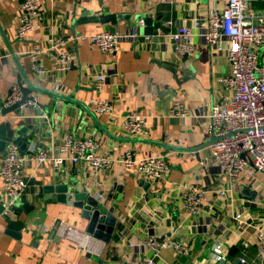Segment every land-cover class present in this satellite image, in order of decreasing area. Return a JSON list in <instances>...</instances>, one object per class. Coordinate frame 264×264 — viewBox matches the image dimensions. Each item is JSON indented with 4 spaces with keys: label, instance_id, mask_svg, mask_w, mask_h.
I'll return each instance as SVG.
<instances>
[{
    "label": "crops",
    "instance_id": "1",
    "mask_svg": "<svg viewBox=\"0 0 264 264\" xmlns=\"http://www.w3.org/2000/svg\"><path fill=\"white\" fill-rule=\"evenodd\" d=\"M21 1L0 0V112L8 108L2 105L3 98L14 85L23 95L27 90L26 98L36 100L35 107L0 113V125H9L14 132L26 130L27 144L20 150L57 154L62 136L69 133L97 140L113 160L126 151L138 157L164 156L169 173L143 187L136 172L116 163L94 171L82 165L53 168L48 162L28 160L20 204L6 215L0 213V264H134L138 258L152 256L143 243L148 237H170L188 249L182 255L164 248L156 264H241L242 257L244 264H264L255 238V228H264V174L254 172L251 178L242 174L230 181L215 165H200L211 139L207 120L196 116L205 115L208 105L231 93L220 81L230 72L225 53L212 51L201 35L209 11L220 9L226 0L158 4L156 0H39L30 17L31 31L18 40ZM250 6L261 10L264 0L252 1ZM102 16L113 18L114 24L92 20ZM195 19L201 23L197 28L192 27ZM166 21L173 22L170 31L180 25L191 27V55L176 53L166 37L144 38ZM103 30L137 37L121 39L112 54L101 53L79 38ZM53 38L63 44L50 49ZM255 51L263 65L264 47ZM61 52L72 65L56 72L54 59ZM33 62L42 74L31 69ZM99 74L104 81L97 92L93 83ZM95 99L107 100L112 112L96 115ZM174 102H180L188 115H170ZM131 111L146 117V134L123 135L122 119ZM60 186L65 190L56 191ZM189 188L203 193L196 214H189L185 206L183 195ZM220 190L225 193L220 195ZM77 193L115 218L109 241L95 238L101 245L97 254L80 252L56 232L59 223L85 231L87 221L80 218L74 199H69ZM237 214H241L239 221ZM11 223L18 227H10ZM217 244L222 246L223 261L214 259L212 249Z\"/></svg>",
    "mask_w": 264,
    "mask_h": 264
},
{
    "label": "built area",
    "instance_id": "2",
    "mask_svg": "<svg viewBox=\"0 0 264 264\" xmlns=\"http://www.w3.org/2000/svg\"><path fill=\"white\" fill-rule=\"evenodd\" d=\"M214 2L217 0H213ZM256 0H226L220 9L213 8L205 20V31L201 34L205 44L214 52L222 51L230 65V72L221 78L223 85L230 90V95L216 103L208 105L205 115H197L207 120L206 132L212 140L207 146V157L200 161L203 168L215 165L221 174L230 181H236L240 175L251 178L254 172L264 174V64L259 65L256 49L264 47V8L252 9L250 3ZM174 0H156L158 3H173ZM39 0H22L20 3L21 16L15 31L16 39L20 40L31 31L30 17L38 10ZM139 24H143L140 20ZM198 19L193 20L192 27L200 25ZM173 27L172 21H166L157 26L154 33L145 36L146 40L156 37H166L171 40L173 49L180 55H191L193 52L192 31L188 25ZM166 29H169L166 31ZM137 34L121 35L116 32L100 31L89 36H81L93 44L101 53L112 54L121 39L136 38ZM61 39L50 40V49L62 45ZM38 52L31 55L33 60ZM72 61L66 53H59L53 64V70L63 72L68 70ZM31 69L42 74V69L33 62ZM104 81L102 74L96 75L93 87L99 92ZM60 89L54 86V91ZM2 105L23 108L26 105L36 106L34 97L26 99L21 88L12 86L4 96ZM93 112L96 115L112 112L107 100L92 101ZM170 115L185 117L187 111L180 102H174ZM46 118L44 114L40 115ZM147 120L137 111H131L122 119V133L125 137H138L146 134ZM168 136L165 141H169ZM0 157V183L2 192V214L6 215L21 202V196L26 188L23 177L28 160L38 163L48 162L53 168H59L65 163L82 165L94 171L106 170L116 163L124 170H133L145 182H156L164 179L169 168L164 156L154 155L138 157L131 151H126L113 160L103 153L97 140L91 137H76L65 133L59 144L57 154L38 151L36 154H26L16 144H8ZM220 190L219 194H224ZM189 214H196L203 199V193L189 188L183 195ZM241 214L235 216L240 220ZM59 238L72 243L76 249L84 253L97 254L100 243L85 231L75 226L59 223L56 227ZM256 249L258 256L264 259V228H255ZM144 246L152 254L151 257L138 258L134 264H156L155 258L164 248H172L176 253L187 255L188 249L181 242L170 237L156 239L148 237ZM214 259L223 261L222 246L217 244L212 249ZM244 255V253H243ZM245 263V258H240Z\"/></svg>",
    "mask_w": 264,
    "mask_h": 264
},
{
    "label": "water",
    "instance_id": "3",
    "mask_svg": "<svg viewBox=\"0 0 264 264\" xmlns=\"http://www.w3.org/2000/svg\"><path fill=\"white\" fill-rule=\"evenodd\" d=\"M92 20L99 21L100 23H106L111 22L114 24L113 18H107V17H98L94 18ZM31 88L35 91L45 92L44 90L38 89L34 86H31ZM27 90L24 91V97L26 98ZM51 96L55 98H63L62 96H58L55 93L47 92ZM30 99V97L26 98ZM17 105H13L11 107L3 109L0 113L6 114L11 111L18 112ZM212 140L208 141L206 145H208ZM16 144L20 146V148L23 145L27 144V135L26 130L23 128L19 132H14L9 125L4 124L0 125V153L3 151V149L8 144ZM139 184L143 187L148 186V182H144L143 180L139 181ZM65 190L63 186H60L56 188V191H62ZM67 190V188H66ZM74 199L73 206L78 208L80 210V218L87 221V225L85 227V232L89 235H92L95 238H98L104 242H108L110 239V235L114 228L115 218L108 213L106 210L98 206V204L92 200L91 198H87L84 194H75L74 196H71L69 199ZM59 201H62L63 198L59 196ZM0 213H2V207L0 205ZM10 227H18L15 224H10ZM15 236V235H14Z\"/></svg>",
    "mask_w": 264,
    "mask_h": 264
}]
</instances>
